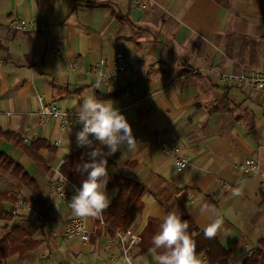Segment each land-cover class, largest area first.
<instances>
[{"label": "crops", "instance_id": "crops-1", "mask_svg": "<svg viewBox=\"0 0 264 264\" xmlns=\"http://www.w3.org/2000/svg\"><path fill=\"white\" fill-rule=\"evenodd\" d=\"M14 19L41 22L45 31L9 29ZM48 41L62 43L64 58L47 50ZM120 52L135 61L134 71L99 82L93 67ZM73 60L76 70L68 65ZM240 70L264 71V0H0V130L11 134H0V151L28 174L23 179L14 167H0V240L9 245L1 264H113L120 251L105 221L116 175L147 189L129 226L141 236L167 207L187 212L201 232L219 214L223 230L216 238L229 264H245L253 253L263 259L264 90L223 84L217 76ZM89 94L112 101L136 140H176L190 165L178 172L169 156L138 141L134 153L108 156L111 202L100 218H83L90 231L83 243L66 235L67 222L80 217L49 184L77 150L82 125L42 126L35 112L40 99L76 111ZM257 155L260 174L238 169ZM65 186L72 197L77 187ZM238 187L243 196L233 197ZM134 258L155 264L139 246Z\"/></svg>", "mask_w": 264, "mask_h": 264}, {"label": "clouds", "instance_id": "clouds-1", "mask_svg": "<svg viewBox=\"0 0 264 264\" xmlns=\"http://www.w3.org/2000/svg\"><path fill=\"white\" fill-rule=\"evenodd\" d=\"M76 114V122L82 125L81 130L76 133L77 146H87L91 150L86 153L88 161L83 162L82 157V163L76 169L87 175L69 200V207L77 217L100 218L111 202L106 194L109 181L107 157L118 150L126 149L129 153H134L137 140L125 115L115 108L110 100H101L94 94H89L82 98ZM94 141L106 146L107 152L102 147L94 146ZM177 167L183 169L185 164L178 161ZM231 195L243 196L242 188H234ZM188 230L189 222L182 219L177 212H168L161 216L159 231L153 235V247L149 249L155 264H207L197 254L195 241ZM222 230L223 220L217 214L216 218L204 227L203 234L206 238L213 239ZM122 264H133V260L125 255Z\"/></svg>", "mask_w": 264, "mask_h": 264}, {"label": "built area", "instance_id": "built-area-1", "mask_svg": "<svg viewBox=\"0 0 264 264\" xmlns=\"http://www.w3.org/2000/svg\"><path fill=\"white\" fill-rule=\"evenodd\" d=\"M7 27L18 31H45V25L43 23L26 19H14ZM46 47L48 51L54 52L59 57L64 58L65 54L62 43L48 41ZM68 65L73 70H76L78 66L75 60L68 61ZM134 69L135 61L128 59L124 53L120 52L111 59H101L93 67L92 71L99 82L111 83L119 76L132 72ZM217 76L223 84H246L256 90H264V71L240 70L238 72H219ZM35 115L38 117L39 123L42 126H46L51 120L58 121L60 128L63 130L79 124L76 122L77 114L75 110L62 109L54 101L45 103L40 99V106L35 112ZM23 139L24 142L28 141L26 136H24ZM137 141L169 156L173 160L174 166L178 172L186 170L190 165V159L181 145L168 136L156 135L151 139L137 137ZM59 144L60 141L54 143L55 146ZM79 148L81 147H78L76 143L75 150ZM178 161L185 164L183 169L177 167ZM262 168L263 164L260 155L247 157L238 165V169L245 174H260L263 171ZM49 184L58 197L66 202L70 200L71 194L67 191L65 186L66 180L60 172L56 171L55 174L49 178ZM18 204L26 206V202L22 199L18 201ZM65 233L68 237L77 238L83 243L90 240V231L83 218H71L66 224ZM111 237V246L118 247L120 251V255L112 259L113 264H122L125 255L132 258L133 264H142L137 262L134 258V252L142 239L138 231L132 227L113 229Z\"/></svg>", "mask_w": 264, "mask_h": 264}, {"label": "trees", "instance_id": "trees-1", "mask_svg": "<svg viewBox=\"0 0 264 264\" xmlns=\"http://www.w3.org/2000/svg\"><path fill=\"white\" fill-rule=\"evenodd\" d=\"M120 18V16H119ZM122 18V17H121ZM0 134L6 138H11V134L8 132H2ZM87 146L81 147L67 156L64 163L60 166V173L64 176L66 182L74 184L77 188L80 187L81 181L86 178V173L81 174L76 169L80 163L88 161L89 157L86 155L89 152ZM108 161V167L112 163ZM0 167L5 171L11 170L14 167V171L22 174L23 179L28 178V174L23 171L19 164L9 157L4 152L0 151ZM109 187L117 189V195L109 207L108 217L106 219L107 228L109 233H113V229H125L132 225L136 214L140 213L143 209L142 197L146 192V187L136 182L132 178H127L121 175H116ZM172 206L167 207V213L171 212ZM182 219L189 222V233L191 238L195 241L197 254H204L209 264H229V252L223 249L215 237L208 239L204 236L203 232L199 231L195 226L194 219L187 212L180 214ZM161 220H150L148 225L142 231V239L138 246L142 252L148 251L152 245V237L159 231ZM24 233L23 230H20ZM9 245L4 240H0V264L3 262L6 250ZM245 264H264V258L261 259L257 256V253H253L250 258L245 260Z\"/></svg>", "mask_w": 264, "mask_h": 264}]
</instances>
